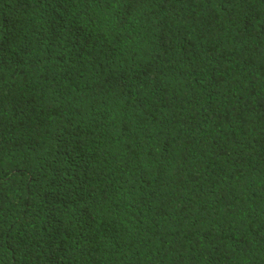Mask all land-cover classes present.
<instances>
[{"label":"trees","instance_id":"1","mask_svg":"<svg viewBox=\"0 0 264 264\" xmlns=\"http://www.w3.org/2000/svg\"><path fill=\"white\" fill-rule=\"evenodd\" d=\"M0 264H264V0H0Z\"/></svg>","mask_w":264,"mask_h":264}]
</instances>
